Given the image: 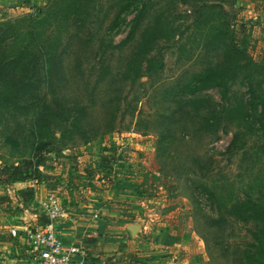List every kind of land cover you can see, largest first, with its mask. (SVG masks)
Wrapping results in <instances>:
<instances>
[{
  "label": "rangeland",
  "instance_id": "obj_1",
  "mask_svg": "<svg viewBox=\"0 0 264 264\" xmlns=\"http://www.w3.org/2000/svg\"><path fill=\"white\" fill-rule=\"evenodd\" d=\"M175 1L165 13L167 37L148 56L153 71L144 63L136 81L124 73L142 32L169 2L144 0L152 8L126 44L136 11L118 18L121 0H81L80 21L54 14L44 36L52 53L40 62L54 66L55 77L43 70L36 87L33 67L18 66V53L36 51L31 19L59 0H0V95L6 83L30 86L0 105V167L46 157L39 182L0 185V264H19L21 238L12 229L23 239L25 230L42 226L51 196L73 224L97 225L104 242L119 241L118 253L131 264H239L233 250L251 241L247 227L224 232L214 220L221 203L264 191V114L252 104L263 95L264 74L240 72L227 96L220 88L198 94L199 112L186 106L194 97L182 87L206 69L234 64L232 45L214 40L222 29L245 37L246 52L264 68V0ZM238 102L254 111L247 123L224 119L215 133L202 129L213 111ZM30 186L34 200L18 202Z\"/></svg>",
  "mask_w": 264,
  "mask_h": 264
},
{
  "label": "trees",
  "instance_id": "obj_2",
  "mask_svg": "<svg viewBox=\"0 0 264 264\" xmlns=\"http://www.w3.org/2000/svg\"><path fill=\"white\" fill-rule=\"evenodd\" d=\"M165 1L169 2L168 5L170 9L168 11L162 10L155 13L150 24L142 32L137 51L130 59L127 70L124 73V77L127 79L132 81L138 80L143 74L144 63L150 65L147 68L148 72L153 71V59H149L148 56H150V53L154 50L155 45L161 39L167 37L169 28L165 20V13H170L177 5L175 0ZM143 2L144 0H121L118 18L121 17L122 14L136 11L133 27L124 44L133 40L152 8V5L147 6L145 3L143 4ZM182 2L186 5L187 0H182ZM41 13L43 15L31 19L32 47L36 51L33 52L29 47H26V52L18 53L19 59L17 61L18 66H21L23 69L25 66L24 71L27 69L30 70L31 67H33L36 87L43 81V79L39 77L43 70H49L47 76H49L52 81L55 77V72L53 70L54 66L48 68L44 66V62H40L43 60L45 53H52L51 51L48 52L45 46L46 42L44 36L47 34V31H45L46 25L49 24L54 14L60 17L62 13L66 18H74L73 20L80 21L78 18H81L82 15L86 13V10L84 6H82L81 0H59L53 11L44 10ZM113 28L114 25L112 26V30ZM214 40L232 45L231 47L229 46V55L230 58L233 59L234 64L228 67L206 69L193 75L188 83L182 87V93L185 96L194 97V99L186 101V106H193V109L197 112L201 110L200 105L204 103L203 100L196 98L198 94L213 88H220L225 96H227L230 85L233 81L238 79L240 72L247 71V74L252 75H254L255 72L261 75L264 74V68L260 65V62L256 61L255 58L248 55L246 52L247 39L245 37L240 38L238 32L236 33V31L229 28L225 31L222 29ZM212 43L211 41V44ZM56 49L57 47L54 45L53 50L55 51ZM237 56L241 57V59L244 58V60H246L245 63H242L240 59L236 58ZM53 60H55V58ZM43 77L45 78L46 76ZM6 85L5 92L0 95V105L3 104L4 106H7L10 102H15L18 97H24L26 95V90L30 89V86L26 83H22L18 87L10 83H6ZM258 88H262V84L258 86ZM262 94L263 95L256 97L258 102H253L252 104L256 113L261 109L260 113L264 114V91ZM253 109L250 105L243 102L222 107L219 112L213 111L204 119L202 129L207 132L215 133L221 127L224 119L229 123H247L252 116V112H254ZM237 138L238 135L235 136L234 143L237 141ZM49 152H53V150ZM36 156L38 158L37 164H35L33 160H26L22 164L7 163L0 167V185L7 186L17 183H29L32 181L39 182L42 178L39 164L43 163L46 157L40 153ZM34 198L35 189L32 186L21 189L17 194V200L20 203L31 202ZM221 205V210H223L222 215L220 219L214 220L216 227L225 232L228 227L231 229L232 225H243L247 227V231L250 234L251 241L245 238L240 244L238 243L239 245L237 244L233 250L235 259H238L239 264H264V191H262L257 198L231 200L221 203ZM11 209H16V207H11L10 210ZM44 217L45 219L40 225H44L48 222L47 217L45 215Z\"/></svg>",
  "mask_w": 264,
  "mask_h": 264
},
{
  "label": "built area",
  "instance_id": "obj_3",
  "mask_svg": "<svg viewBox=\"0 0 264 264\" xmlns=\"http://www.w3.org/2000/svg\"><path fill=\"white\" fill-rule=\"evenodd\" d=\"M42 208L48 222L24 232L26 242L33 251L34 264H88L85 242L67 243L58 233L57 222L67 217L63 205L55 196H51ZM19 230L12 229V235L20 237Z\"/></svg>",
  "mask_w": 264,
  "mask_h": 264
},
{
  "label": "crops",
  "instance_id": "obj_4",
  "mask_svg": "<svg viewBox=\"0 0 264 264\" xmlns=\"http://www.w3.org/2000/svg\"><path fill=\"white\" fill-rule=\"evenodd\" d=\"M84 216H81L80 221L83 220ZM85 221V219H84ZM89 221V220H87ZM129 226V224H127ZM57 230L58 233L66 240L67 243L72 241L79 242L84 238L85 245L87 250L90 252L86 256V261L88 264H131L130 260L124 258L116 248L119 241H103L100 238L102 235V230L97 227V225H90V226H79L73 224L72 218L70 215L57 222ZM24 235V234H23ZM99 236V238L93 237ZM21 236V235H20ZM93 237V238H92ZM21 238V239H20ZM88 238V239H86ZM21 240L22 248L20 249L22 259L19 261V264H34V255L31 247L26 242L25 236L18 237ZM106 244H112L106 246ZM109 247V250H107ZM104 248V251H103ZM120 254L118 257L117 255ZM135 263V262H133ZM171 264V263H170Z\"/></svg>",
  "mask_w": 264,
  "mask_h": 264
},
{
  "label": "water",
  "instance_id": "obj_5",
  "mask_svg": "<svg viewBox=\"0 0 264 264\" xmlns=\"http://www.w3.org/2000/svg\"><path fill=\"white\" fill-rule=\"evenodd\" d=\"M129 230H130L133 234L135 233V229H134V227L130 226V227H129Z\"/></svg>",
  "mask_w": 264,
  "mask_h": 264
}]
</instances>
